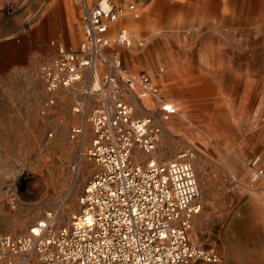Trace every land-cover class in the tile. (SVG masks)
Returning a JSON list of instances; mask_svg holds the SVG:
<instances>
[{"label":"rangeland","instance_id":"1","mask_svg":"<svg viewBox=\"0 0 264 264\" xmlns=\"http://www.w3.org/2000/svg\"><path fill=\"white\" fill-rule=\"evenodd\" d=\"M47 1L0 0V235L26 234L50 212L55 227L69 226L99 170L86 159L79 165L93 137L83 110L74 112L85 96L61 89L49 107L52 96L35 76L44 62L38 30ZM112 1L134 4L140 17L123 26L133 47L108 54L151 74L177 108L156 159L183 148L196 153L201 210L190 238L218 254L214 264H264V175L253 180L248 166L255 157L264 164V0ZM82 127L83 144L71 139Z\"/></svg>","mask_w":264,"mask_h":264},{"label":"built area","instance_id":"2","mask_svg":"<svg viewBox=\"0 0 264 264\" xmlns=\"http://www.w3.org/2000/svg\"><path fill=\"white\" fill-rule=\"evenodd\" d=\"M76 1L83 30L78 51L59 47L35 76L52 96L49 107L61 89L85 96L84 108L79 104L74 112L83 110L93 137L90 148L81 149L79 165L86 159L99 170L85 185L80 212L69 226L55 227L56 213L50 212L26 234L0 235V264H26L33 257L42 264L217 263L218 254L189 235L201 210L195 151L183 148L170 160L155 157L163 127L177 108L151 74L129 71L118 52L108 54L133 47L128 29L114 27L128 17L139 19L136 6ZM88 100L96 104L85 112ZM85 138L84 127L71 130V139L83 144ZM248 166L253 180L264 175L258 157Z\"/></svg>","mask_w":264,"mask_h":264},{"label":"crops","instance_id":"3","mask_svg":"<svg viewBox=\"0 0 264 264\" xmlns=\"http://www.w3.org/2000/svg\"><path fill=\"white\" fill-rule=\"evenodd\" d=\"M47 14L39 26L40 60L47 61L58 55V48L78 51L83 40L81 23L82 9L76 0H48ZM133 19L120 21L114 29L131 24ZM109 51V50H108ZM68 91V90H67ZM64 94L59 90L58 95ZM86 109L85 112H90Z\"/></svg>","mask_w":264,"mask_h":264},{"label":"bare ground","instance_id":"4","mask_svg":"<svg viewBox=\"0 0 264 264\" xmlns=\"http://www.w3.org/2000/svg\"><path fill=\"white\" fill-rule=\"evenodd\" d=\"M131 19H132V18H131ZM75 187H76V185L74 186V188L72 189V191H71V192H73V191H74Z\"/></svg>","mask_w":264,"mask_h":264}]
</instances>
